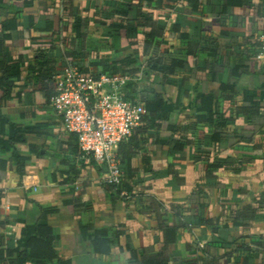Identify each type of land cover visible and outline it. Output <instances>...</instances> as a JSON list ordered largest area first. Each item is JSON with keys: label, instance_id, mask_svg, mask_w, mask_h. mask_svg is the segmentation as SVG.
Masks as SVG:
<instances>
[{"label": "crops", "instance_id": "crops-1", "mask_svg": "<svg viewBox=\"0 0 264 264\" xmlns=\"http://www.w3.org/2000/svg\"><path fill=\"white\" fill-rule=\"evenodd\" d=\"M67 1H73L74 14L63 13ZM8 2L12 10H21L23 17L8 32H3L6 22L0 23V40L4 39L0 41V78L6 70L10 82L8 90L0 86L2 220L7 217L11 221L0 227L5 242L10 238L22 240L26 228L20 216L32 223L40 217L38 208H43L48 215L33 238L42 239L38 252L53 256L50 246L44 245L46 236L53 235L52 252L57 258L52 264H140L161 252L165 264L198 260L213 241V226L225 222L223 209H233L248 192L256 196L264 193V60L255 59L264 32V0L155 1L147 11L155 29L164 28L159 29L158 37L148 39L146 45L140 29L137 35L115 40V46L112 29L98 23L96 13L104 8L127 11L130 5H144L142 0ZM21 2L26 5L20 9L13 6ZM46 10L53 17L45 21ZM75 14L82 18L87 35L88 55L79 62L90 74L103 73L96 67L98 60L120 62L134 49L144 68L136 75H144L150 58L162 59L169 49L185 64L175 75L161 80L144 76L136 84L139 98L140 93L147 92L142 98L145 103L147 94L152 101L160 94L184 113L180 131H154L150 144L133 159L132 168L138 173L128 181L135 194L130 199L118 196L102 182L101 166L89 164L71 151L74 141L50 107L48 85L31 72L39 54L53 56L58 71H62L68 60L63 40L74 37ZM179 18H183L180 26ZM6 20L3 17L2 21ZM175 27H180V32L170 36ZM164 41L168 44L163 46ZM215 41L221 43L220 50ZM172 47L184 49L176 53ZM226 88L232 91L223 93ZM210 96H214L212 101L207 100ZM224 96L232 99L220 102ZM203 98L208 110L204 119ZM225 107L231 108L228 126L221 132L225 139L211 157V163L219 167L207 180L205 173L198 171L194 154L216 131L207 120L219 126L224 120L218 114L224 113ZM176 136L191 141L182 153L185 159L174 154ZM247 138L253 141L247 144L243 141ZM256 140L260 145L254 146ZM254 147L260 151L256 159L242 156L241 152H251ZM244 165L246 171L234 173ZM75 172L77 175H72ZM206 185L216 188L207 192V205L200 217L185 224L172 208L195 202L199 186ZM167 228L174 232H165ZM232 238L234 246L211 247L209 255L222 258L232 254L231 264H264V222L234 232ZM244 243L249 244V251H237ZM39 261L45 260L36 258L31 264Z\"/></svg>", "mask_w": 264, "mask_h": 264}, {"label": "trees", "instance_id": "trees-1", "mask_svg": "<svg viewBox=\"0 0 264 264\" xmlns=\"http://www.w3.org/2000/svg\"><path fill=\"white\" fill-rule=\"evenodd\" d=\"M155 1L161 0H142L144 5L142 6H133L130 5L127 11H123L121 9H111L104 8L102 11H98L96 13V17H100V23L102 26H109L112 29V33L110 36L115 40L127 38L129 35H137L140 29H143L146 38V45L150 43L149 40H154L158 37L159 29L162 31L164 28L160 27L155 29L153 20L150 18V14L147 11ZM141 4V3H140ZM26 5V2L14 3V7H19V9ZM67 8L63 10L64 14H70L74 10L73 1H67ZM70 5V7H68ZM47 11V10H46ZM74 14V13H72ZM76 15V14H75ZM3 17H7L6 21H2ZM23 17V12L21 10L14 11L12 7H9L8 0H0V23H3V32L10 31L12 28H16V23ZM45 21L49 19V17H53L52 12H45L43 15ZM78 21L75 26V34L73 38H64L63 43L66 49V55L69 61L74 62L83 72L90 75V71L86 66H84L79 60H83L87 57L86 52V38L87 35L83 32V24L82 18L79 14L76 15ZM179 17V16H178ZM110 20H118L119 22H110ZM183 18H179L178 26H180V22H182ZM31 22H34V19H31ZM14 26V27H12ZM180 32V27H175L173 32H170V36H176L175 33ZM226 34V33H225ZM233 35V34H232ZM184 37L183 34L180 35ZM4 42V39L0 40ZM168 42H162L161 45H167ZM214 44L220 50L222 45L219 42H214ZM136 45V44H135ZM113 46V47H114ZM260 42L258 46L259 53ZM173 51L176 53L181 52L184 48L172 47ZM134 49L133 53L130 56H124L123 61L114 62L113 64L106 60H98L96 67H101L103 73L108 75H134L141 71L142 69V60L139 54ZM170 51V49H169ZM169 51H165V57L162 59L155 60L154 57L150 58V60L146 63V70L144 72L145 77L155 78L156 80H161L162 78H167L169 76L175 75L178 70L185 66L182 60L176 59L173 57V53L170 54ZM258 55V54H257ZM100 59V58H99ZM257 59V56L255 57ZM118 60V59H117ZM120 60V58H119ZM118 60V61H119ZM32 74L37 76L39 82L43 85H48L49 87V97H50V107H51V99L55 94V87L53 76L59 73L56 61L51 55H42L39 54L36 58L35 65L31 67ZM8 72L5 70L4 76L0 78V86L5 85L7 90L10 89V82L7 78ZM225 79V78H224ZM138 86L136 84L130 85L129 95L132 99H136L138 97ZM226 91H229L230 88H226ZM232 90H230L231 92ZM155 94V93H154ZM151 94H147V102L145 105L146 115L144 116V120L142 125L136 130L134 136L129 139L128 142L122 144L119 148V157L121 161V169L124 173V181L121 186L114 187L109 186L115 194L120 197L123 192H127L132 194L133 185L129 184L130 177L136 173L137 170L132 168L133 159L139 157L140 153L146 149V147L151 142L152 133L154 131H165L168 133L176 134L180 131L179 121L182 119L184 111L180 106L173 105L172 103H168L163 96L160 94H155V101L150 100ZM214 96H210L207 100L212 101ZM232 97L224 96L220 97V102L230 101ZM209 102V101H208ZM203 106V115L202 119H204L205 115L208 113V110L205 109V98L202 99ZM52 109V108H51ZM212 110V109H211ZM209 110V111H211ZM221 110V109H220ZM224 113L221 112L218 114L220 118L224 120V122H220L219 126L213 124L210 120H207L211 126L215 125L216 131L211 136V138H205L204 146L201 151L194 154V161L198 165V171L204 172L206 179L210 180L213 178V172L219 167L218 164L211 163V157L213 153L216 151L217 144L221 143L225 138L222 135V130L227 128L228 122L230 120L231 108H223ZM218 113V112H217ZM223 113V114H222ZM209 114H212L209 112ZM55 115V114H54ZM216 115V113H215ZM56 116V115H55ZM211 119V118H209ZM219 128V129H218ZM183 132V131H182ZM70 137L74 141L73 149L71 151L79 156L80 150L78 146L77 138L74 135H70ZM243 141L251 143L252 139H243ZM175 147L174 154L179 155L183 159H185V155L182 154L190 145L191 141L185 136H176L174 137ZM260 145L259 140H256L254 146ZM242 156L247 157L251 160L256 159L260 155V151L258 148L254 147L251 152H241ZM232 161L230 158L228 159ZM239 164V163H238ZM246 171V165L241 166L234 170V173H243ZM78 172L73 173L72 175H77ZM106 185V184H105ZM216 188V186H199L197 192L194 194L196 201L189 202L185 205L175 206L172 208V212L176 213V216L184 221L185 224H189L192 219L198 218L201 215L202 210L207 205V192H211ZM2 197L0 194V227H4L7 224L11 223L8 218H5V221L2 220L4 216V210L1 207ZM40 213V217L37 221L29 222L26 218L20 216L19 221L24 222L25 232L24 238L22 240H14L10 238L5 242V237L0 235V264H31L36 262L37 259H43L44 262H38L37 264H52V260L57 258L55 253L52 252V244L54 242L53 235L46 236V241L44 245L50 246V254H54L53 256H47L45 253H40L38 250L40 249V241H36L38 239L33 238V233L40 229L39 223L44 221L48 215V211L43 208H38ZM225 222L223 226H220L219 223L213 226V241L205 248L202 256L199 257L198 260L194 261L192 264H231L232 254H226L222 258H218L215 255H209L208 250L211 247L221 246L224 249L230 248L232 245L234 246L235 241L232 238V233L237 232L241 229L252 228L255 224H261L264 222V193L259 194L258 196L248 192L244 194V198L241 202L237 203L233 209L226 210L223 209V214ZM22 222V223H23ZM203 225H208L210 222H202ZM165 232H174V229L167 228ZM249 244L244 243L240 245L236 250L237 251H249ZM164 252H161L159 255L153 258L146 259L143 263L140 264H165L166 259L164 258Z\"/></svg>", "mask_w": 264, "mask_h": 264}, {"label": "built area", "instance_id": "built-area-1", "mask_svg": "<svg viewBox=\"0 0 264 264\" xmlns=\"http://www.w3.org/2000/svg\"><path fill=\"white\" fill-rule=\"evenodd\" d=\"M259 42L257 58L264 60V32ZM143 77V73L89 75L69 60L53 76L51 108L65 132L77 138L83 159L104 169L106 185L118 187L124 181L119 148L134 136L146 115L145 101L132 99L129 88ZM122 196L130 199L135 194Z\"/></svg>", "mask_w": 264, "mask_h": 264}, {"label": "rangeland", "instance_id": "rangeland-1", "mask_svg": "<svg viewBox=\"0 0 264 264\" xmlns=\"http://www.w3.org/2000/svg\"><path fill=\"white\" fill-rule=\"evenodd\" d=\"M92 49H95V47H93ZM92 49H91V50H92ZM143 93H147V92H142V93H140L141 98L145 97Z\"/></svg>", "mask_w": 264, "mask_h": 264}]
</instances>
